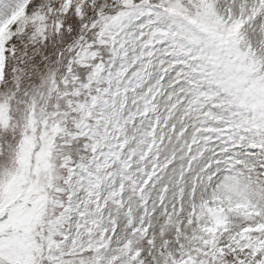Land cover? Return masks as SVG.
<instances>
[{"label": "snow or ice", "instance_id": "snow-or-ice-1", "mask_svg": "<svg viewBox=\"0 0 264 264\" xmlns=\"http://www.w3.org/2000/svg\"><path fill=\"white\" fill-rule=\"evenodd\" d=\"M0 264H264V0H0Z\"/></svg>", "mask_w": 264, "mask_h": 264}]
</instances>
